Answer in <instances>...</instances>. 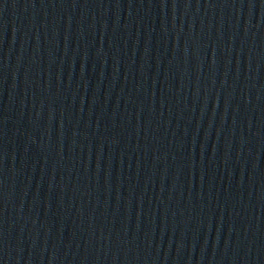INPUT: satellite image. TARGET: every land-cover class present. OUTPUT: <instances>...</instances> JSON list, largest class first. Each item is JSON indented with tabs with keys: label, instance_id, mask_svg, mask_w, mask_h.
Returning <instances> with one entry per match:
<instances>
[{
	"label": "water",
	"instance_id": "obj_1",
	"mask_svg": "<svg viewBox=\"0 0 264 264\" xmlns=\"http://www.w3.org/2000/svg\"><path fill=\"white\" fill-rule=\"evenodd\" d=\"M0 264H264V0H0Z\"/></svg>",
	"mask_w": 264,
	"mask_h": 264
}]
</instances>
